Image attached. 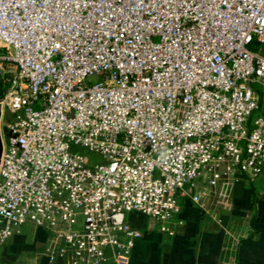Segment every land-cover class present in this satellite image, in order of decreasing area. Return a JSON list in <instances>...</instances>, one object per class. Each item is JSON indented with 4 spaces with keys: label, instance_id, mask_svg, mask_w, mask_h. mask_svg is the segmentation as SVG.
<instances>
[{
    "label": "built area",
    "instance_id": "built-area-1",
    "mask_svg": "<svg viewBox=\"0 0 264 264\" xmlns=\"http://www.w3.org/2000/svg\"><path fill=\"white\" fill-rule=\"evenodd\" d=\"M1 88L0 264L26 226L130 264L132 213L175 236L264 177V0H0Z\"/></svg>",
    "mask_w": 264,
    "mask_h": 264
},
{
    "label": "crops",
    "instance_id": "crops-1",
    "mask_svg": "<svg viewBox=\"0 0 264 264\" xmlns=\"http://www.w3.org/2000/svg\"><path fill=\"white\" fill-rule=\"evenodd\" d=\"M262 186L264 177L240 176L231 201L213 217L184 198L178 217L183 224L175 236L149 231L148 217L132 213V227L144 236L137 241L130 264H264ZM47 240L43 230L26 226L7 244L3 260L6 264H65L61 259L50 262L42 254Z\"/></svg>",
    "mask_w": 264,
    "mask_h": 264
},
{
    "label": "water",
    "instance_id": "water-1",
    "mask_svg": "<svg viewBox=\"0 0 264 264\" xmlns=\"http://www.w3.org/2000/svg\"><path fill=\"white\" fill-rule=\"evenodd\" d=\"M1 118H2V111H1V106H0V121H1ZM2 150H3V144H2L1 128H0V161H1V156H2Z\"/></svg>",
    "mask_w": 264,
    "mask_h": 264
},
{
    "label": "rangeland",
    "instance_id": "rangeland-1",
    "mask_svg": "<svg viewBox=\"0 0 264 264\" xmlns=\"http://www.w3.org/2000/svg\"><path fill=\"white\" fill-rule=\"evenodd\" d=\"M4 94H5V90L1 88V90H0V101L3 99ZM6 117H7V114H6ZM4 133H5V132H4ZM261 189H262V191H263V190H264V186H262ZM261 198H264V196L261 197ZM148 222H149L148 225H150L151 220L148 219ZM240 231H241V230H240Z\"/></svg>",
    "mask_w": 264,
    "mask_h": 264
}]
</instances>
